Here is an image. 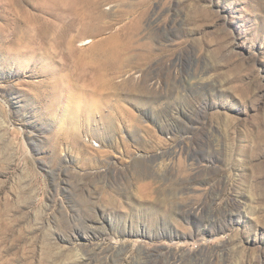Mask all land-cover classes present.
<instances>
[{
	"label": "rangeland",
	"instance_id": "1",
	"mask_svg": "<svg viewBox=\"0 0 264 264\" xmlns=\"http://www.w3.org/2000/svg\"><path fill=\"white\" fill-rule=\"evenodd\" d=\"M62 3L0 0V264H264V0Z\"/></svg>",
	"mask_w": 264,
	"mask_h": 264
},
{
	"label": "bare ground",
	"instance_id": "2",
	"mask_svg": "<svg viewBox=\"0 0 264 264\" xmlns=\"http://www.w3.org/2000/svg\"><path fill=\"white\" fill-rule=\"evenodd\" d=\"M30 1L32 2L34 0H30ZM60 1L62 0H47L48 8L50 9V11H54L55 13H57V15H59L58 11L64 13L65 6L63 5V3L57 5L55 4L56 2H60ZM30 8L38 11V7L35 6L34 4H31ZM33 22L34 23L32 25L31 24L25 25L27 31L32 35L30 37L29 42L38 45L44 43L45 45H47L48 50L51 49V46L54 43V41L61 40L63 37H65V34L62 30L66 25H69L66 22H62V25H55V24L50 25L49 23L46 22V14L42 15V19L40 18V16H38L33 20ZM22 25L23 24H21V26ZM69 40H70L69 46H71L73 44V38L70 37ZM102 53L105 59L104 60L99 59L94 64L90 62V64H87L84 67V71H86L88 68H92L96 66L99 63V66H101L102 70H104V74L97 81L92 82V80H90V82H88V85L86 83L80 84L78 89L83 88L84 90L88 91V93L94 91H101V93L102 92L104 93L107 90L106 88L109 86V82L108 79H106V75L110 70L109 54L111 53V51L105 50L102 51ZM88 74L91 75V72H89Z\"/></svg>",
	"mask_w": 264,
	"mask_h": 264
}]
</instances>
